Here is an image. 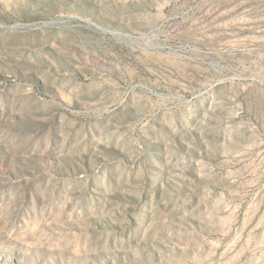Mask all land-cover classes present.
Returning <instances> with one entry per match:
<instances>
[{
    "label": "rangeland",
    "instance_id": "obj_1",
    "mask_svg": "<svg viewBox=\"0 0 264 264\" xmlns=\"http://www.w3.org/2000/svg\"><path fill=\"white\" fill-rule=\"evenodd\" d=\"M0 264H264V0H0Z\"/></svg>",
    "mask_w": 264,
    "mask_h": 264
}]
</instances>
